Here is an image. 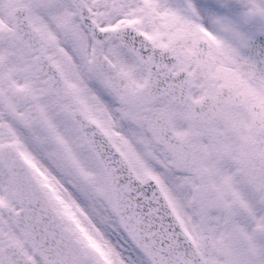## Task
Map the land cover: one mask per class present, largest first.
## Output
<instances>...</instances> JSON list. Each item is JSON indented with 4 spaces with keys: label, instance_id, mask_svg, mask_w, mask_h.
Returning <instances> with one entry per match:
<instances>
[{
    "label": "snow or ice",
    "instance_id": "snow-or-ice-1",
    "mask_svg": "<svg viewBox=\"0 0 264 264\" xmlns=\"http://www.w3.org/2000/svg\"><path fill=\"white\" fill-rule=\"evenodd\" d=\"M0 264H264V0H0Z\"/></svg>",
    "mask_w": 264,
    "mask_h": 264
}]
</instances>
